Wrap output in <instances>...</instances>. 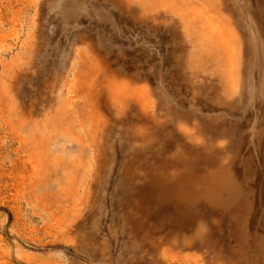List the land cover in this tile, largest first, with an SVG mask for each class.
Instances as JSON below:
<instances>
[{"label": "rangeland", "instance_id": "374dc122", "mask_svg": "<svg viewBox=\"0 0 264 264\" xmlns=\"http://www.w3.org/2000/svg\"><path fill=\"white\" fill-rule=\"evenodd\" d=\"M0 264H264V0H0Z\"/></svg>", "mask_w": 264, "mask_h": 264}]
</instances>
